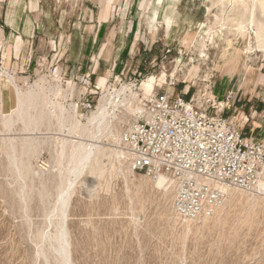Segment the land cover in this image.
Masks as SVG:
<instances>
[{
	"label": "rangeland",
	"instance_id": "1",
	"mask_svg": "<svg viewBox=\"0 0 264 264\" xmlns=\"http://www.w3.org/2000/svg\"><path fill=\"white\" fill-rule=\"evenodd\" d=\"M103 8L109 20L94 43L82 36L93 33L89 20L99 9L85 0L39 1L38 22L30 24L39 35L31 40L28 65L7 71L22 95L37 101V109L29 103L24 119L13 113L15 90L4 76L0 264H63L51 247H57L61 226L70 264H264L263 195L229 190L212 215L186 220L174 211V185L157 188L155 179L114 152L137 110L162 91L188 94L200 104L229 101L237 112L224 115L239 125L243 113L264 114V50L254 34L244 36L236 26L252 2L233 7L220 0H107ZM254 9L256 24L264 27L258 3ZM86 46L93 51L89 60L81 55ZM122 89L127 102L112 130L98 140L87 167L70 176L67 156L78 135L70 139L66 130L77 120L86 125L102 96ZM42 113L44 120L36 121ZM70 177L67 208L58 217L61 188Z\"/></svg>",
	"mask_w": 264,
	"mask_h": 264
},
{
	"label": "built area",
	"instance_id": "2",
	"mask_svg": "<svg viewBox=\"0 0 264 264\" xmlns=\"http://www.w3.org/2000/svg\"><path fill=\"white\" fill-rule=\"evenodd\" d=\"M0 73H5L2 52ZM187 95L169 90L153 95L123 132V146L135 171L173 182L175 213L194 220L212 215L226 190L260 192L264 142L246 136L236 117L224 115L232 110L229 101L217 105L208 98L200 104Z\"/></svg>",
	"mask_w": 264,
	"mask_h": 264
},
{
	"label": "bare ground",
	"instance_id": "3",
	"mask_svg": "<svg viewBox=\"0 0 264 264\" xmlns=\"http://www.w3.org/2000/svg\"><path fill=\"white\" fill-rule=\"evenodd\" d=\"M220 1H227L229 3H232L233 7H235L237 5L242 6L243 4H246L247 1L252 2L253 9L249 10L247 12V14H246V10L243 9L241 11V13H242L241 18L236 20V24H237L236 26L238 27V31L241 34H243L244 36L251 37V35L254 34L256 42L258 44V47L260 49L264 50V27H262L261 24H259L258 22L256 24L255 9H254V6L258 3V5L261 8V11L264 13V0H220ZM247 15H248V18L246 17ZM229 19L230 18L228 17L227 20L229 22H233V20H229ZM223 21H225V20L223 19ZM6 79L8 81L7 83L9 84V85H7V87L11 86L15 90L16 108L14 109L13 113L14 112L17 113V115L21 119H24V116L25 117L27 116V114H25L26 113L25 110L28 109L29 103L32 102L34 105V109H37V107L35 106L37 104L36 103L37 101L34 99V97L31 98V97H28L26 95H22V93L18 90L17 86L15 85V83L13 82V79H11V77L7 76ZM147 85H149V86H146L147 91L148 92L152 91V89H153L152 84L150 83ZM127 97H128V95H127L126 89L116 91V92L109 94L107 96H104V97L102 96L101 100L99 101L96 112L93 113L90 118H88V123L86 125L85 124L81 125L77 120L76 123H74V124L72 123L73 125H70V128L66 130V132L69 135L68 137L71 136L70 139H72L74 135H78V142H75L73 140L71 141V143L73 144L72 145L73 147L71 149L72 152H70L71 154L69 153L70 156H67V157H70L69 160L71 161V167L68 170L70 176L71 175H78L79 173H81V171L85 167H87V165L91 161L93 155L96 153V151L99 148L98 143H97L98 140L101 138V136L103 134H105V131H107L108 129L110 131L111 123H112L113 119L117 117L116 113L119 111V109L123 108L125 106V103L127 102ZM152 97H153V95L150 96L149 98L151 99ZM143 111H144V108L137 110V112H136V114L138 115L137 118H139V114H142ZM44 118H45L44 113H42L39 116H35L36 121L37 120H44ZM61 118L59 119V121H61ZM65 118L62 120L65 121ZM6 119H7L6 120V126L8 127L9 130H11V128L13 127V123L11 122V115L8 116ZM23 121H24V123L27 122V120H23ZM60 124H59V126L61 127V125H63V124H61V125ZM62 127L64 128V126H62ZM37 130H38V127L36 125L35 130H33V131H37ZM64 130L65 129H63L62 131H64ZM24 131H28V129H25ZM107 134H108V132H107ZM111 134L112 133L110 132V136H111ZM102 137L104 138V136H102ZM68 140H67V142L69 143ZM32 143H31V145H32ZM115 144L118 146L114 150L115 155H116L117 159H119V161L122 162L123 160L126 159V156H127L125 147L122 146L123 145V136L120 138V140L116 139ZM67 145L68 144H66V146ZM30 147L32 148L34 146H30ZM69 148H71V147H69ZM62 150H65V148H63ZM67 155H68V153H67ZM123 162H125V161H123ZM66 168L68 169V167H66ZM73 184H74V181L70 177L69 180L66 179L65 188L64 189L61 188L62 193L60 195V199H61L60 207L54 212V213H56V215L58 217H61L65 214V211L67 208L66 207L67 200L71 194L70 190L73 187ZM155 186L157 188H160V189L168 190V188L173 186V182L171 180H169L167 177L160 176L159 178L155 179ZM227 192H228V190H226V193ZM256 194L264 196V183L260 185V192H256ZM51 247H52V250L54 249V251L57 252L58 255H60V257H61L60 259H62L61 262H63V264H70L69 263V256H68L67 234H66V230L63 226H61L59 229L58 238H57V247H54L53 245Z\"/></svg>",
	"mask_w": 264,
	"mask_h": 264
},
{
	"label": "crops",
	"instance_id": "4",
	"mask_svg": "<svg viewBox=\"0 0 264 264\" xmlns=\"http://www.w3.org/2000/svg\"><path fill=\"white\" fill-rule=\"evenodd\" d=\"M39 1L40 0H0V53L2 52L4 57V68L6 70L5 73H0V100L4 97V94L8 92L7 89L2 90L1 86L4 81L3 79L8 76L11 77L15 83L14 78L10 76L11 74L7 73V71L15 68L18 70L20 66L25 67L28 65L27 63L29 60L26 59V61L25 57L30 54L31 40L34 39L36 34L39 35V31L36 30V27H33L31 30L30 26L32 22H38L34 12L39 7ZM85 1L91 8L95 10L99 9V13L97 12V15L92 16L93 20H89L93 22V26L90 27L93 33L90 32L91 34H86V32H84L82 36L84 39L93 40L95 43L100 37L101 29L105 27L109 20V18H103L104 14L102 12L104 11L103 6L105 7V4H107V0ZM101 8H103L102 11H100ZM87 29H89V26ZM103 31L104 30L101 32V36H103ZM92 52L90 47L86 46L82 48L81 55H83V58L89 60ZM95 67L97 68L99 65ZM232 110L233 113L237 112L234 108ZM259 112H253L251 115L243 113L242 116L240 114V121H242V125L240 126L243 128L246 136L252 135L257 140L264 142V114Z\"/></svg>",
	"mask_w": 264,
	"mask_h": 264
}]
</instances>
